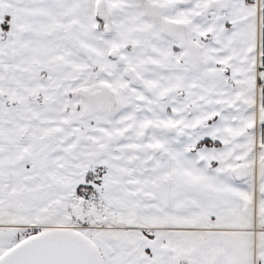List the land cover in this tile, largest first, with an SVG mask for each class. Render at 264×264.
<instances>
[{
	"label": "snow or ice",
	"instance_id": "obj_1",
	"mask_svg": "<svg viewBox=\"0 0 264 264\" xmlns=\"http://www.w3.org/2000/svg\"><path fill=\"white\" fill-rule=\"evenodd\" d=\"M0 264H264V0H0Z\"/></svg>",
	"mask_w": 264,
	"mask_h": 264
}]
</instances>
